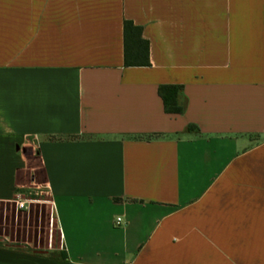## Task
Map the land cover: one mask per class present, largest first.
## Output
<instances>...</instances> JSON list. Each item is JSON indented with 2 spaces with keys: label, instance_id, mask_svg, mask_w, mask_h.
<instances>
[{
  "label": "crops",
  "instance_id": "0c3cea01",
  "mask_svg": "<svg viewBox=\"0 0 264 264\" xmlns=\"http://www.w3.org/2000/svg\"><path fill=\"white\" fill-rule=\"evenodd\" d=\"M39 188L61 247L0 264H264V0H0V203Z\"/></svg>",
  "mask_w": 264,
  "mask_h": 264
},
{
  "label": "rangeland",
  "instance_id": "374dc122",
  "mask_svg": "<svg viewBox=\"0 0 264 264\" xmlns=\"http://www.w3.org/2000/svg\"><path fill=\"white\" fill-rule=\"evenodd\" d=\"M29 198L34 202L25 212L18 211L15 204L0 203V237H7L12 243L28 244L34 250L59 249L60 232L49 196L36 191Z\"/></svg>",
  "mask_w": 264,
  "mask_h": 264
},
{
  "label": "trees",
  "instance_id": "16d2710c",
  "mask_svg": "<svg viewBox=\"0 0 264 264\" xmlns=\"http://www.w3.org/2000/svg\"><path fill=\"white\" fill-rule=\"evenodd\" d=\"M125 53L126 66H149V44L142 38V28L131 21H125ZM183 87L166 85L159 88V95L164 102L165 111L170 115H180L185 111V106L180 102ZM188 130H194L190 126ZM66 259L65 256H63Z\"/></svg>",
  "mask_w": 264,
  "mask_h": 264
},
{
  "label": "built area",
  "instance_id": "2783aa9c",
  "mask_svg": "<svg viewBox=\"0 0 264 264\" xmlns=\"http://www.w3.org/2000/svg\"><path fill=\"white\" fill-rule=\"evenodd\" d=\"M37 193H44L47 194L46 191L42 188H39ZM32 193H18L13 200V203L16 205V208L18 211H28L30 209L31 204L34 202L30 198H26L25 196H28ZM120 222V219H118V223Z\"/></svg>",
  "mask_w": 264,
  "mask_h": 264
}]
</instances>
